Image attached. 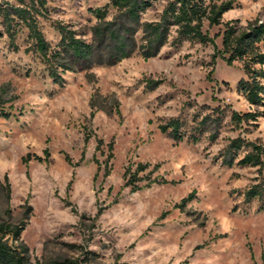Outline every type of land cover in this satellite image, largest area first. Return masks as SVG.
Returning a JSON list of instances; mask_svg holds the SVG:
<instances>
[{"label": "rangeland", "instance_id": "obj_1", "mask_svg": "<svg viewBox=\"0 0 264 264\" xmlns=\"http://www.w3.org/2000/svg\"><path fill=\"white\" fill-rule=\"evenodd\" d=\"M108 2L44 0L38 26L51 46L57 22L89 40L91 10ZM164 5L154 0L141 19L157 20ZM107 11L115 13L111 5ZM255 16L264 18V0H234L222 23ZM202 29L213 36L223 25L204 21ZM15 42L14 51L0 36V221L25 222L20 236L31 264H264V208L242 196L257 172L220 158L236 136L264 144V106L236 91L244 77L238 62L218 56L210 64L212 45L185 41L148 59L134 52L111 66L67 71L59 85L24 50L31 45L24 27ZM148 79L160 84L150 90ZM202 106L225 114L214 140L208 131L197 142L160 131L179 117L188 136L192 115L210 111ZM254 110L263 112L254 124L229 119L230 111ZM140 163L146 168L136 171ZM159 178L167 182L153 181Z\"/></svg>", "mask_w": 264, "mask_h": 264}, {"label": "trees", "instance_id": "obj_2", "mask_svg": "<svg viewBox=\"0 0 264 264\" xmlns=\"http://www.w3.org/2000/svg\"><path fill=\"white\" fill-rule=\"evenodd\" d=\"M154 0H109L108 4L91 10L96 21L89 27L90 39L78 36L75 29L57 22L55 29L59 39L53 46L45 39L38 26V17L43 16L44 0H0V17L3 30L9 46L15 51L18 45L15 38L19 27L27 30L31 41L25 51L32 49L42 60L47 75L53 83L61 85L63 74L67 71H85L94 66H111L122 59L138 52L144 59L155 57L160 49L170 44L179 46L183 42L210 44L213 47L210 64L220 58L228 65L235 62L240 64L244 77L236 84V91L243 95L246 101L255 107L264 106V18L255 16L247 19L244 24L238 18L229 19L222 23V16L233 8L234 0H165L160 16L154 21H143L141 14L148 9ZM108 5L115 13L108 17ZM209 27L223 25L221 32L210 36L203 31V22ZM220 36V47L215 38ZM160 84L159 80L148 79L146 87L154 89ZM209 113L202 115L195 112L191 121L196 122L190 127L191 132L185 135L186 121L179 117H171L159 125L163 133L173 140L180 141L185 136L191 142H197L200 136L208 131V138L214 140L219 133L225 116L219 107L209 108ZM259 110L239 113L230 111L229 119L235 125L242 122L254 124L253 121L262 116ZM111 149V144H110ZM241 150L244 152L240 155ZM45 156L48 151L44 150ZM27 153L22 161L30 159ZM40 161L41 156L33 155ZM221 163L228 167H253L257 175L253 182L242 192L243 202L248 204L259 201L258 210L264 208V144L247 141L240 136L231 138L220 152ZM65 160L69 158L65 155ZM146 164H139L136 171L144 170ZM131 176H135L132 174ZM129 180H132L130 178ZM156 183H166L163 178L154 179ZM192 193L181 199L179 205L191 199ZM235 209V207H233ZM25 222L8 223L0 221V264H31L29 250L21 240ZM11 241V243L9 242ZM46 264H82L79 260H52Z\"/></svg>", "mask_w": 264, "mask_h": 264}]
</instances>
